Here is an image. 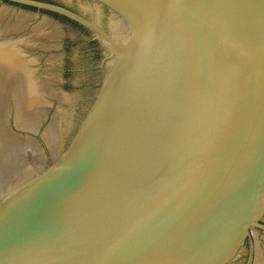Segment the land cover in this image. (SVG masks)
Returning a JSON list of instances; mask_svg holds the SVG:
<instances>
[{
    "label": "water",
    "instance_id": "1",
    "mask_svg": "<svg viewBox=\"0 0 264 264\" xmlns=\"http://www.w3.org/2000/svg\"><path fill=\"white\" fill-rule=\"evenodd\" d=\"M0 264H264V0H0Z\"/></svg>",
    "mask_w": 264,
    "mask_h": 264
}]
</instances>
